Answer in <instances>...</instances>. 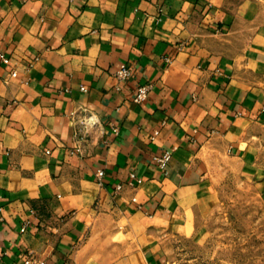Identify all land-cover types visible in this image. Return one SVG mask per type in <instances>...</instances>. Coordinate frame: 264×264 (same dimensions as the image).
Wrapping results in <instances>:
<instances>
[{"label":"crops","instance_id":"0c3cea01","mask_svg":"<svg viewBox=\"0 0 264 264\" xmlns=\"http://www.w3.org/2000/svg\"><path fill=\"white\" fill-rule=\"evenodd\" d=\"M261 13L256 0H0V264H171L207 156L258 174ZM83 109L102 128L70 154Z\"/></svg>","mask_w":264,"mask_h":264},{"label":"rangeland","instance_id":"374dc122","mask_svg":"<svg viewBox=\"0 0 264 264\" xmlns=\"http://www.w3.org/2000/svg\"><path fill=\"white\" fill-rule=\"evenodd\" d=\"M252 133L258 174L224 153L207 156L201 198L171 239V264H264V118Z\"/></svg>","mask_w":264,"mask_h":264},{"label":"built area","instance_id":"2783aa9c","mask_svg":"<svg viewBox=\"0 0 264 264\" xmlns=\"http://www.w3.org/2000/svg\"><path fill=\"white\" fill-rule=\"evenodd\" d=\"M1 60L4 64L8 65L10 60L9 58L3 56L0 54ZM167 62H170V59H166ZM131 75V71L126 66H122L120 69L115 71V76L117 79L125 80L129 78ZM11 76L15 77L16 72L13 71L11 73ZM84 90V89H83ZM150 91L149 85H140L137 87L134 96L133 101L135 103H140L147 99L148 94ZM72 116L74 117V123H75V130L73 134V141L75 142V145L73 148L70 149V154H78L81 155L83 152V147L86 142L89 141L90 136L93 135L97 130H100L102 128L101 120L98 117L97 114L88 111L86 109H83L82 112H74L72 113ZM111 131L114 135L118 134V127L113 125L111 126ZM47 154L50 153V151L46 152ZM172 157V152L170 151H164L158 154L153 155L152 162L158 168L159 170L163 171L167 164L169 163L170 159ZM96 177L98 179V182L101 184L102 179L104 177V171L98 170L96 173ZM136 182L139 184L141 183L140 179H136ZM121 186H117V189H120ZM0 211H2V207L0 205ZM0 252V257H1ZM20 264H46V262L43 259L38 258L31 252L23 253L20 256Z\"/></svg>","mask_w":264,"mask_h":264}]
</instances>
